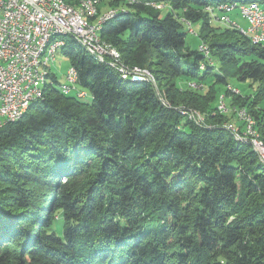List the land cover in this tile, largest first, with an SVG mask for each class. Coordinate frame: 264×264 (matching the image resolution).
I'll return each instance as SVG.
<instances>
[{
    "label": "trees",
    "instance_id": "trees-1",
    "mask_svg": "<svg viewBox=\"0 0 264 264\" xmlns=\"http://www.w3.org/2000/svg\"><path fill=\"white\" fill-rule=\"evenodd\" d=\"M250 3L264 0H103L96 15L115 14L101 45L152 82L65 39L87 97L63 95L50 73L0 130V264H264V154L240 120L264 152V51L211 26L223 4ZM224 96L250 117L217 112Z\"/></svg>",
    "mask_w": 264,
    "mask_h": 264
},
{
    "label": "built area",
    "instance_id": "built-area-1",
    "mask_svg": "<svg viewBox=\"0 0 264 264\" xmlns=\"http://www.w3.org/2000/svg\"><path fill=\"white\" fill-rule=\"evenodd\" d=\"M236 6L240 13L248 15V22H253V29H240L238 25L235 26L246 37L247 33L257 34V41L249 42L264 51V5ZM205 10L209 12V7ZM220 16L229 17L224 4L220 7ZM184 24L187 26L186 23ZM101 25L102 22L95 25V30ZM54 32L74 34L93 47L96 55L101 56L110 66L127 75L142 74L138 70L122 68L117 58L95 41V31L85 32V26L79 24L77 16L72 12L62 11L57 0H0V121L4 116H13L14 123L15 115L22 104L25 100H31L35 88L33 53L42 38ZM52 52L53 50L48 54L50 61H52ZM202 54L207 57L206 52L202 51ZM65 73L66 82L59 84L62 86V94L86 98V93L77 88V71L73 67H68ZM240 120L244 124L243 137L249 139L251 144L257 147L258 153L263 155L254 140L249 123L245 119Z\"/></svg>",
    "mask_w": 264,
    "mask_h": 264
},
{
    "label": "bare ground",
    "instance_id": "bare-ground-1",
    "mask_svg": "<svg viewBox=\"0 0 264 264\" xmlns=\"http://www.w3.org/2000/svg\"><path fill=\"white\" fill-rule=\"evenodd\" d=\"M102 1L103 0H79L76 2V4L71 5V2H72L71 0H57V3L60 5V8L62 11L72 12L77 16V20L79 24L85 26V32L95 31V41L100 43V39L98 35L100 26L98 27V29L95 30V25H99L101 22L102 24L105 23L106 21L114 17V14H115L114 10L108 9V10L103 11L104 13L100 15H96L98 12L97 7L101 4ZM129 1H132V0H129ZM239 5H242L245 7L258 6L257 3L239 4ZM225 7H226L227 12L237 11V13L241 16V18L247 23L246 29H253V22H248V15L240 13L237 6L233 5L231 7L230 6H225ZM219 22L220 24L227 26L229 28L238 29V27L235 26L237 24L229 21V17L227 16H221L219 18ZM247 35L251 38V41H257V34L247 33ZM64 37H67V38L70 37L71 39L77 41L89 54H91L92 56H95L96 58H101L103 60L101 56L96 55L95 49L93 47L85 43V41L81 40L79 37L74 36V34H68L65 32H54V33H48L47 35H45L42 38V40L39 42V44L36 46V50L34 51L33 56H32V65L35 70V74H33V82L35 84V88H34V91L32 92L31 100H25V102L22 104L21 109L15 115V121H18L24 115V113L27 111L28 107L33 101L39 99L42 96L43 85L45 81L47 80L48 74L51 73L50 64L54 62L55 56L59 52V50L62 47H64V44H65V40H63ZM201 49L203 50L204 48H201ZM52 50H53L52 61H50V57L48 56V54L51 53ZM113 56L116 57L114 53H113ZM64 76H65L64 79L66 82V73ZM133 80L140 81L142 80V78L140 77V75H137V76H133ZM60 91L62 92V86H60ZM240 116L241 117L244 116L242 112H240ZM10 123H13V116H4V119L0 121V128H3L4 126ZM249 125H251L250 121H249ZM258 147L262 151V154H263L262 147L259 144H258ZM255 148L257 149L256 146Z\"/></svg>",
    "mask_w": 264,
    "mask_h": 264
},
{
    "label": "rangeland",
    "instance_id": "rangeland-1",
    "mask_svg": "<svg viewBox=\"0 0 264 264\" xmlns=\"http://www.w3.org/2000/svg\"><path fill=\"white\" fill-rule=\"evenodd\" d=\"M106 2H108V1H106ZM107 7H108V5L105 6V4H104V7H102L100 9V13H104L103 11H105ZM167 8H168L167 5L163 6V5L157 4V6L155 8H150V9L160 11L161 16H164L167 12V11H165V9H167ZM228 16L230 18V21L237 24L240 27V29H246L247 28V23L241 18V16L237 13V11L229 12ZM211 26L215 27V28H224V26H222V24H220L217 21H215ZM192 29L194 30L195 33H197L199 30V27L197 25H194V26L192 25ZM65 39H67V37L63 38V40H65ZM68 39H71V38L68 37ZM185 40H186V45L191 50H197L199 48V46L203 45V44H201L202 43L201 39L196 34L191 35V34L187 33ZM75 42H77V41H75ZM64 46H65V44H64ZM114 55L119 60L117 52L114 51ZM97 59L100 62L105 61L104 59L102 60L101 58H97ZM67 67H68V62H67L66 58L64 57V55L61 52H58L55 56L54 62L50 64V72H52L56 76L59 84H62L65 82V79H64L65 76L64 75H65V71H66ZM134 69H136V68H134ZM138 71H141L142 74L144 76H146V78H145L146 81H151V82L153 81V79H152V77L148 71L139 70V69H138ZM119 75H120V77H122L121 74H119ZM126 78H130L132 80L131 75H128ZM230 86H232L234 88V90L237 89L238 91H240L242 93V95L252 96L254 94V88H248L247 89L246 88L247 85H245V84L237 83V82L232 80V81H230ZM227 90H229V89L227 88ZM229 95L232 98H236L237 96H241L240 94H238L237 91H233V93L231 91H229ZM229 99H230L229 97H225V96L220 99V102H218V106H217V112L223 113L225 115H230V113L233 112L236 117L238 116V111L239 112H245V111H242L243 110L242 108L236 107V105L232 106V105H230V103L228 104ZM245 114H246L245 117H247V118L250 117L246 112H245ZM254 132H255L256 138L260 141L258 134L256 133V130H254V128H253V133ZM263 148H264V146H263ZM263 154H264V152H263ZM261 158H262V156H261ZM262 159H264V158H262Z\"/></svg>",
    "mask_w": 264,
    "mask_h": 264
},
{
    "label": "crops",
    "instance_id": "crops-1",
    "mask_svg": "<svg viewBox=\"0 0 264 264\" xmlns=\"http://www.w3.org/2000/svg\"><path fill=\"white\" fill-rule=\"evenodd\" d=\"M51 74H53V73L51 72Z\"/></svg>",
    "mask_w": 264,
    "mask_h": 264
}]
</instances>
